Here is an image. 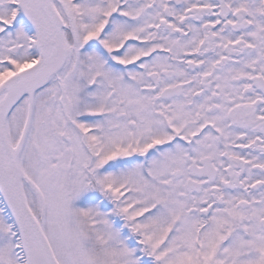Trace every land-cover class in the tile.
Wrapping results in <instances>:
<instances>
[{
  "label": "snow or ice",
  "instance_id": "6c2138e0",
  "mask_svg": "<svg viewBox=\"0 0 264 264\" xmlns=\"http://www.w3.org/2000/svg\"><path fill=\"white\" fill-rule=\"evenodd\" d=\"M0 264H264V0H0Z\"/></svg>",
  "mask_w": 264,
  "mask_h": 264
}]
</instances>
